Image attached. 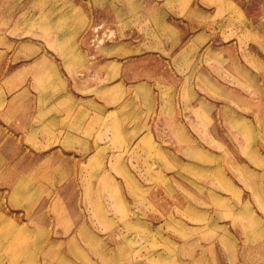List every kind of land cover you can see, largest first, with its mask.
<instances>
[{
    "label": "rangeland",
    "instance_id": "374dc122",
    "mask_svg": "<svg viewBox=\"0 0 264 264\" xmlns=\"http://www.w3.org/2000/svg\"><path fill=\"white\" fill-rule=\"evenodd\" d=\"M0 264H264V0H0Z\"/></svg>",
    "mask_w": 264,
    "mask_h": 264
}]
</instances>
